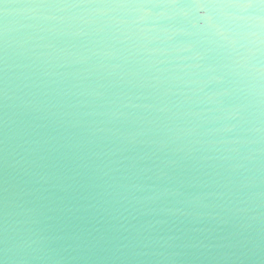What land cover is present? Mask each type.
I'll use <instances>...</instances> for the list:
<instances>
[{
    "label": "water",
    "instance_id": "1",
    "mask_svg": "<svg viewBox=\"0 0 264 264\" xmlns=\"http://www.w3.org/2000/svg\"><path fill=\"white\" fill-rule=\"evenodd\" d=\"M0 264H264V0H0Z\"/></svg>",
    "mask_w": 264,
    "mask_h": 264
}]
</instances>
